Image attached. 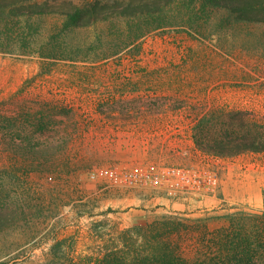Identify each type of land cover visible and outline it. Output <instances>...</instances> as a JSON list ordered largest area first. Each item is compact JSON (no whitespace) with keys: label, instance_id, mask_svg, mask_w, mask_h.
Returning <instances> with one entry per match:
<instances>
[{"label":"rangeland","instance_id":"obj_1","mask_svg":"<svg viewBox=\"0 0 264 264\" xmlns=\"http://www.w3.org/2000/svg\"><path fill=\"white\" fill-rule=\"evenodd\" d=\"M188 1L176 19L142 35L120 20L101 24L100 32L63 30L54 16L0 21V264H112L109 256L134 264L150 254L169 264H216L221 246L214 240L230 229L229 216L264 211V186L259 205L248 195L223 200L221 183L198 198L115 183L110 175L113 168L174 164L220 174L215 155L196 139L202 132L219 138L233 112L245 118L243 127L240 115L229 122L233 131L264 134V26L235 25L204 0ZM123 90L135 93L112 94ZM127 107L144 123H160V137L150 139L183 160L112 166L94 146H81L101 115L112 118L115 108ZM255 153L238 160H264Z\"/></svg>","mask_w":264,"mask_h":264},{"label":"trees","instance_id":"obj_2","mask_svg":"<svg viewBox=\"0 0 264 264\" xmlns=\"http://www.w3.org/2000/svg\"><path fill=\"white\" fill-rule=\"evenodd\" d=\"M181 3L182 0H106L81 6L71 2L52 4L47 1L0 0V21L19 24L23 18L31 20L33 17L54 16L62 18L63 30L79 31L93 27L100 32L101 24L115 26L116 21L120 20L124 28L129 26L131 28L128 30L133 31L132 27H138L142 35L152 27L162 28L167 21L176 19L174 13L180 11ZM204 3L211 9L225 11L232 24L264 26V0H204ZM108 39L116 41L115 36ZM237 116L242 120L243 127V112L229 114V122H233ZM229 122L219 138L212 140L209 134L200 133L196 139L198 148L218 157L264 151V134L253 136L247 132L240 133L237 129L235 132ZM229 219L230 229L224 230L225 236L223 233L222 237L214 240L216 246H221L216 264H264V211H242L231 214ZM4 225L0 219V227ZM109 257L106 260L112 264H125L124 259L130 260V257ZM131 261L134 264L170 263L154 254H150L147 261L134 258Z\"/></svg>","mask_w":264,"mask_h":264},{"label":"crops","instance_id":"obj_3","mask_svg":"<svg viewBox=\"0 0 264 264\" xmlns=\"http://www.w3.org/2000/svg\"><path fill=\"white\" fill-rule=\"evenodd\" d=\"M78 92L83 95L91 94V91L86 89H78ZM97 92L92 91L94 95H99ZM134 93V90H123L112 94L129 98ZM125 104H130V100H126ZM130 108L127 107L125 112L115 108L112 118H105L101 115L97 129L91 133L85 131L86 134L80 138L81 146L86 151L94 146L93 150L105 158L103 161L110 159L107 163L112 166L146 168L166 162L179 163L183 160L176 158V149H172L173 147L168 146L167 143L158 141V139H150L152 136L160 137L161 132L158 131L160 123H151V120L144 123L140 114L129 112ZM241 155L244 154L231 157L215 156L218 164L222 166L220 183L224 194L223 200H243L248 195L249 199L255 198L257 204L260 205L263 201L259 192L264 186V160L258 161L257 158L253 162L252 160L245 161L244 158L238 160L242 157ZM255 155L262 156L264 151L257 152Z\"/></svg>","mask_w":264,"mask_h":264},{"label":"built area","instance_id":"obj_4","mask_svg":"<svg viewBox=\"0 0 264 264\" xmlns=\"http://www.w3.org/2000/svg\"><path fill=\"white\" fill-rule=\"evenodd\" d=\"M110 175L115 183L123 182L126 185L150 184L154 188L164 190L169 195L174 196L187 193L198 198H204L209 193L216 192L220 185L219 170L206 166L191 168L185 165H164L146 170L113 168ZM96 176V172H91L92 178Z\"/></svg>","mask_w":264,"mask_h":264}]
</instances>
